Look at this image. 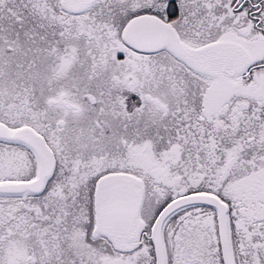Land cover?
Segmentation results:
<instances>
[{
	"label": "snow or ice",
	"instance_id": "obj_1",
	"mask_svg": "<svg viewBox=\"0 0 264 264\" xmlns=\"http://www.w3.org/2000/svg\"><path fill=\"white\" fill-rule=\"evenodd\" d=\"M0 264H264V0H0Z\"/></svg>",
	"mask_w": 264,
	"mask_h": 264
}]
</instances>
